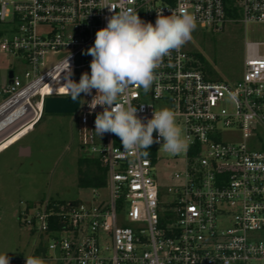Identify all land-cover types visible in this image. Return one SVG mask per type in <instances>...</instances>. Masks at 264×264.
Instances as JSON below:
<instances>
[{"label": "built area", "instance_id": "1", "mask_svg": "<svg viewBox=\"0 0 264 264\" xmlns=\"http://www.w3.org/2000/svg\"><path fill=\"white\" fill-rule=\"evenodd\" d=\"M235 6L244 25H264V0H235ZM128 8L153 25L157 11L165 16L186 11L197 26L216 30L229 20L226 0H0V23L11 32H0V50L21 55L29 67L21 86L13 72L0 89V125L7 124L0 144L14 133L24 137L25 129L43 116L46 97L62 96L58 88L68 56L71 78L79 82L90 68L93 58L84 52L93 46L96 32L115 11ZM260 45L245 42L243 75L236 82L213 80L183 46L163 58L149 91L129 85L121 97L145 123L159 110L152 102L158 100L184 124L187 148L167 195L154 177L156 147L163 140L146 156L140 154L145 150L124 152L118 136L94 132L96 114L103 111L100 105L94 111L88 107L96 90L80 95L76 113L85 126L83 143L106 169L105 183L89 188L95 203L27 204L21 223L40 233L46 249L31 256L44 264H264V240L253 236L264 229ZM226 129L239 131L242 141L220 140ZM25 260L10 259V264Z\"/></svg>", "mask_w": 264, "mask_h": 264}, {"label": "rangeland", "instance_id": "2", "mask_svg": "<svg viewBox=\"0 0 264 264\" xmlns=\"http://www.w3.org/2000/svg\"><path fill=\"white\" fill-rule=\"evenodd\" d=\"M228 19L219 30L196 25L192 39L184 47L201 66L212 73L213 80L233 83L243 75L246 41L260 43V51L264 53V25H244L240 9L236 17ZM7 29V25L0 23V32L10 35ZM194 53L199 56L195 57ZM28 69V63L21 55L0 50V89L8 82L9 71L19 77L21 86ZM85 72L90 74L91 69H85L82 74ZM81 96L85 94L81 93ZM2 99L0 95V102ZM152 102L156 109L167 108L161 101ZM83 124L77 113H44L33 130L31 126L25 129L27 134L24 137L23 133H14L1 142L0 151L7 149L0 153V254L7 253L11 260L22 261L32 255L33 249L43 239L37 230L32 231V227L21 223L19 215L27 204L41 206L46 200L93 201L91 190L79 185V159L93 158L100 161L83 143ZM177 124L181 126L184 137L183 122L177 118ZM236 129L224 130L220 140L233 143L242 141L241 133ZM258 138V142L264 144L263 132L259 131ZM253 143V139L248 141L251 149H256L252 147ZM21 147L30 148L31 153L22 156ZM160 147H156L159 159L154 177L162 194L167 195L168 187L175 184L172 174L182 168L180 159L183 153L170 155ZM101 192L106 193V190ZM253 236L264 240V229L253 233Z\"/></svg>", "mask_w": 264, "mask_h": 264}, {"label": "clouds", "instance_id": "3", "mask_svg": "<svg viewBox=\"0 0 264 264\" xmlns=\"http://www.w3.org/2000/svg\"><path fill=\"white\" fill-rule=\"evenodd\" d=\"M195 28V17L186 11L179 14L172 11L169 16L157 11L155 25L141 20L131 8L115 11L107 26L96 32L93 46L84 52L93 58L91 73H83L78 83L74 81L68 56L58 92L76 101L81 93L91 95L95 89L96 95L88 107L94 111L100 105L103 111L96 114L94 132L99 137L109 132L115 134L124 152L136 154L145 150L140 154L146 156V150L162 139L160 149L177 155L187 148V139L182 136L176 113L168 108L154 110L145 123L138 117L137 108L122 102L121 97L129 85L149 91L156 79L155 69L163 58L189 42ZM0 264H10L7 253L0 254ZM25 264H44V260L26 256Z\"/></svg>", "mask_w": 264, "mask_h": 264}, {"label": "trees", "instance_id": "4", "mask_svg": "<svg viewBox=\"0 0 264 264\" xmlns=\"http://www.w3.org/2000/svg\"><path fill=\"white\" fill-rule=\"evenodd\" d=\"M226 8L229 17H236L237 7L235 0H226ZM195 57L199 54L194 53ZM203 70L208 71L205 66H201ZM210 72V71H209ZM44 114V113H43ZM43 117V116H42ZM41 117V118H42ZM79 185L82 188H91L94 186H102L105 183L106 169L101 166L97 159L80 158L79 159ZM75 202V201H71ZM46 249L42 242L36 247L35 255L44 254Z\"/></svg>", "mask_w": 264, "mask_h": 264}, {"label": "water", "instance_id": "5", "mask_svg": "<svg viewBox=\"0 0 264 264\" xmlns=\"http://www.w3.org/2000/svg\"><path fill=\"white\" fill-rule=\"evenodd\" d=\"M8 77H13V71H9ZM80 105V97L73 101L71 97L48 96L44 103V113L74 114Z\"/></svg>", "mask_w": 264, "mask_h": 264}, {"label": "crops", "instance_id": "6", "mask_svg": "<svg viewBox=\"0 0 264 264\" xmlns=\"http://www.w3.org/2000/svg\"><path fill=\"white\" fill-rule=\"evenodd\" d=\"M37 124H38V123H37ZM37 124H36V125H37ZM36 125H35V126H36ZM35 126H34V128H35ZM34 128H33V129H34ZM9 147H10V146H9ZM6 149H7V148H6ZM6 149H4V150H6ZM4 150H1L0 153H1L2 151H4ZM20 150H21V155H22V156H26V155H29V154L31 153L30 148H24V147H21ZM36 247H37V246H36ZM36 247H35V249H33L32 254H34V252H35V250H36Z\"/></svg>", "mask_w": 264, "mask_h": 264}, {"label": "bare ground", "instance_id": "7", "mask_svg": "<svg viewBox=\"0 0 264 264\" xmlns=\"http://www.w3.org/2000/svg\"><path fill=\"white\" fill-rule=\"evenodd\" d=\"M6 126H7L6 123H3L2 125H0V133H1V132H4L3 130H5ZM30 126H31V128H32V130H33L34 126H32V124H31ZM30 126H29V127H30ZM5 134H8V132L6 131ZM3 136H4V135H3Z\"/></svg>", "mask_w": 264, "mask_h": 264}]
</instances>
